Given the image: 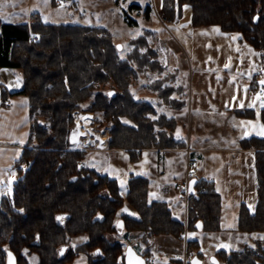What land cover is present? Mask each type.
<instances>
[{"label":"trees","instance_id":"trees-1","mask_svg":"<svg viewBox=\"0 0 264 264\" xmlns=\"http://www.w3.org/2000/svg\"><path fill=\"white\" fill-rule=\"evenodd\" d=\"M185 3L191 6L194 26L216 25L238 33L240 40L258 49L264 62V0H163L162 13L175 18ZM132 42L128 57L121 58L105 27L47 22L39 13H32L28 21L0 19V68L19 71L22 88L11 94L24 95L31 119L14 164L18 176L12 192L0 197V264H6L8 251L16 264H31L32 254L38 256L37 264H72L80 253L86 255L87 264H126L123 242L109 235L138 231L140 241L150 246L157 235L177 238L183 232V223L171 216L164 201H149L146 176H131L123 196L116 178L80 165L85 152L73 148L69 140L75 112L85 109L108 127L107 146L125 149L133 159L138 158V148L179 145L171 133L174 117L153 118L154 106L133 97L130 85L139 71L162 72L164 67L146 37ZM162 81L155 82V89ZM157 89L166 99L173 88ZM237 113L249 117L252 109ZM260 118L264 124V107ZM239 145L255 151L257 199L254 212L245 202L240 204L237 230L264 232V136L244 137ZM188 199L189 228L198 229L199 220L202 229L220 228L221 195L212 180L197 179ZM125 202L134 213H120ZM117 220H122V229ZM80 236L87 239L72 245ZM218 255L225 264H264V239L253 248ZM180 261L171 259V264Z\"/></svg>","mask_w":264,"mask_h":264},{"label":"rangeland","instance_id":"rangeland-1","mask_svg":"<svg viewBox=\"0 0 264 264\" xmlns=\"http://www.w3.org/2000/svg\"><path fill=\"white\" fill-rule=\"evenodd\" d=\"M162 2L163 0H132L131 3H129V0H0V19L15 21L18 18V22L28 21L30 19V17L27 18L28 14L31 16L32 13H39L42 20L47 22L79 23L105 27L112 33L114 43L116 45L121 44V48H118L121 58H127L129 52L135 46V43L132 42L133 39L141 36L146 37L149 46L158 52V60L164 70L162 72L139 71L138 76L132 80L130 85L131 92L135 99L148 101L154 106L156 114L151 115L153 118L163 114L167 117H174L176 124L171 133L180 142L179 145L161 149L155 147L138 148L136 149L138 158L133 159L127 150L107 146L108 127L100 125L95 119V114L85 109L77 110L75 115L77 116L82 111V113L90 114L91 122L86 131L90 133L89 136L94 139V142L87 144L88 135L84 133L79 134L77 141H71L70 135L75 125L76 116L69 134V140L73 148L85 152V157L79 161L80 165L116 178L123 196L128 190V179L131 176H145L143 174L148 171L149 167L146 161L149 160L150 153L147 149L162 150L153 152L151 162L149 161L151 176L150 178L146 176L149 179L148 199L149 201H164L171 211V216L183 223V232L177 238L172 235H157L153 238L150 246L140 241L141 232L138 231L114 233L109 235L110 239L121 240L125 249L130 245L137 254H147L145 258L149 264H171V259H179L182 264L187 261L186 264H189L190 257L195 254H200V258L204 254L205 258L201 264H214L211 259L212 256H217L216 259L218 258L219 264H225L223 258L218 254L242 251L246 246L253 248L256 246L257 241L264 237L262 231L245 232L237 230L241 201L247 204L250 212H254L257 199L256 191H245L233 196L224 188L222 189L224 193L222 195L215 185L216 191L221 195L220 228L218 230L189 228V194H186L176 185L178 180H181L179 182H185L186 179L181 174L184 167L182 158L184 154L179 151V148L183 146L184 142L182 140L189 141L188 107L182 108L188 96H183V87L179 83L187 86L190 78L196 74V72H192V67H196L199 63L200 66H206L203 75L204 80L209 85L212 83L222 85V80L224 81L225 78L223 74L225 64H230L232 70H237L240 68H238L237 62L241 61L242 66L237 73V76L240 77L239 83L236 88L233 87L234 90H231L237 92L238 96H233L230 103L234 107H241V103L243 104L242 99H244L243 95H245L249 103L254 104V107H251L252 114L247 117L248 121H251L253 125H263L259 123V119H261L259 112L263 107L261 101L256 99L257 95L254 93L251 84L244 83L242 76H240V73L247 75L246 72L251 70L254 64L256 66L259 64L257 63L258 57L253 53L257 52L258 49H255L246 40L242 41V46H246V49H242L238 41L239 34L236 32H224L216 25L208 27L194 26L191 21V6L187 3L182 5L179 16L175 18L166 17L162 13ZM147 8L148 15L145 13ZM213 29H219V31ZM32 36L35 37L33 39L37 38L35 34H32ZM233 37L237 38L233 39ZM145 49V47H141V50ZM133 65H135V62H133ZM9 70L22 82L17 69L9 68ZM263 70L264 62L260 63L258 73L260 74ZM175 71L177 72L176 76H174ZM165 77L166 79H164ZM159 79L163 81L157 88L166 85L173 88L167 94L166 99L158 94L157 88L155 89V82ZM108 87L109 85H106V88ZM180 87L182 88L181 91L179 90ZM245 89L247 91H244ZM1 101L2 99H0ZM185 112L186 116L184 117ZM24 118L18 116V124L4 126L0 116V133H5L1 136V141L4 140L5 143L16 142L21 134L20 130L25 127ZM41 119V117L37 118V120ZM246 125L245 132L241 134L243 137H250L254 134L261 136L257 134L260 131L259 128L254 129L251 125ZM156 128L159 127L156 126ZM101 131L106 133L104 144L96 138L97 133ZM229 141L233 142V138ZM215 154L209 152L208 155L211 159H214L212 156ZM199 166L197 165L196 168H199ZM238 166L235 162L231 163V169L236 170ZM196 168L192 169L191 175L196 173ZM209 168L210 166L207 169L211 171L209 173H212L213 177L220 178V175L215 174L213 168ZM219 174L223 176L220 171ZM210 179L211 177L208 180ZM10 181V177L5 179L4 191L12 187ZM224 185L225 182L223 181ZM120 213L132 214L134 208L130 203L125 202ZM86 239L84 236L77 237L72 245L82 243ZM223 245L228 247H223ZM80 254L76 256L72 264H87L86 255L84 253ZM29 261L31 264H37L38 256L36 254L30 255Z\"/></svg>","mask_w":264,"mask_h":264},{"label":"crops","instance_id":"crops-1","mask_svg":"<svg viewBox=\"0 0 264 264\" xmlns=\"http://www.w3.org/2000/svg\"><path fill=\"white\" fill-rule=\"evenodd\" d=\"M13 17L15 18L16 16ZM29 17L30 14L27 15L28 19ZM17 19L11 22H18ZM238 41L240 42V47L245 50L246 46H242L243 40H240L238 37ZM249 53H254L256 57H258L257 63L259 64L257 66L254 64V67L246 72L247 75L240 73V76H242L244 83L248 82L251 84L254 93H256V87L259 86H256V83L260 84L258 80L264 79V70L260 74L258 73L260 63L262 64L263 61L258 51ZM237 64L239 65L238 68L240 67L239 69H241V61L237 62ZM196 67H192V72H196V74L190 78V82L187 86L179 83L183 87V96H188L187 101L184 99L185 102L182 108L188 107L187 122L189 123V141L187 142L186 140H182L185 145L182 148H179V151L184 154L182 155L184 160V167L181 173L182 177L184 179L186 178L185 181L192 176H195L197 179L203 178L206 180L211 177L210 180L213 182L215 181L214 184L216 185L217 190L222 193V195L224 194L222 191L224 188L225 190H228V193L233 196L245 191L251 192L255 190V151L252 148H242L239 145L240 139L244 138L241 134L245 132V128L247 126L241 122H247L248 119L245 116L238 115L237 111L249 110L252 108L248 107L250 104L249 100L245 98V95L243 94V107H234L230 103V100L233 96H238L237 92H232L231 90H234L233 87L236 88L239 83L240 77L237 76L239 69L232 70V67L224 68L223 74L225 75V78L224 81L222 80V85H217L216 83L209 85V83L204 80L203 75V71L206 66H200L198 63ZM0 84V99H2L0 102V116L2 117V124L4 126L16 125L19 123L18 116L25 117V127L20 130L21 134L18 136L19 139H17L16 142L5 143L4 140L1 141V136L5 133H0L1 197L3 194H11L12 192V187L4 191L3 187H5V179L10 177V182L13 186V182L18 176L17 171L14 168V164L16 159L19 157L26 141L29 132L28 128L30 125V117L28 104L24 95L19 93L11 94L12 92L19 91L22 88V82L17 78V76L12 74L9 68H0ZM256 95L258 96L257 93ZM261 97L264 98V96ZM185 116L186 112L184 113V117ZM259 123L263 124L261 119H259ZM250 136L256 135L254 134ZM231 138H233V142L229 141ZM21 141H23V143H21ZM147 151L150 153V158L148 161H146L149 168L148 171H146L143 175L150 178L151 167L149 161L151 162L153 152H160L162 150L147 149ZM209 152L214 154L217 152L218 154L212 156L214 159H211L208 155ZM139 155L141 154L139 153ZM190 162H192L194 165L189 166ZM232 162H235L239 165L236 170L231 169ZM197 165H200L199 168H196ZM208 166L213 168L215 174L220 175V178L213 177L212 173H209L211 171H208L207 169ZM193 168H196V173L191 175ZM219 171L223 174V176L219 174ZM179 181L181 180H178L176 185ZM223 181L225 182L224 186Z\"/></svg>","mask_w":264,"mask_h":264},{"label":"water","instance_id":"water-1","mask_svg":"<svg viewBox=\"0 0 264 264\" xmlns=\"http://www.w3.org/2000/svg\"><path fill=\"white\" fill-rule=\"evenodd\" d=\"M257 19H258V15H255L254 20L257 21ZM117 46H118V48H121V44H118ZM260 81H264V79H259L258 82L260 83ZM110 93H111V96H113L115 94V91L111 90ZM196 182H197V178L196 177H192V178L189 179V182H188V192H189V194H194L195 193V184H196ZM198 225H199V227H198ZM117 226L119 228H121V229L123 228L122 220H119L117 222ZM196 227L198 229H202L203 228L202 221H200V220L197 221L196 222ZM125 254H126L125 261H126L127 264H147L145 258L142 257L141 255L137 254L133 250V248L131 246H128L126 248ZM211 259L216 264H218L219 261L216 259L215 256H212ZM6 264H16V257L11 251H8ZM191 264H200V259L198 257H193L192 261H191Z\"/></svg>","mask_w":264,"mask_h":264},{"label":"bare ground","instance_id":"bare-ground-1","mask_svg":"<svg viewBox=\"0 0 264 264\" xmlns=\"http://www.w3.org/2000/svg\"><path fill=\"white\" fill-rule=\"evenodd\" d=\"M82 112L78 113L77 116L75 115L76 116L75 125H74L73 131L70 135V139H71V141H77L79 134L84 133V134L88 135L87 139H86V143L88 144L89 142H94V139L89 136L90 133H88L86 131L88 126L90 125L91 116L88 113H82ZM91 135H92V133H91ZM96 138H98L100 140V142L102 144H104L105 140H106L105 131H101V132L97 133Z\"/></svg>","mask_w":264,"mask_h":264},{"label":"snow or ice","instance_id":"snow-or-ice-1","mask_svg":"<svg viewBox=\"0 0 264 264\" xmlns=\"http://www.w3.org/2000/svg\"><path fill=\"white\" fill-rule=\"evenodd\" d=\"M132 0H129V3H131ZM214 31H219V29H213ZM237 37H233V39H236ZM259 55V54H257ZM230 67V64H225V68H228ZM260 84L261 85H264V81H260ZM245 91H247V89H245ZM262 91H264V89H262ZM109 95H111V93H109ZM257 100H260L261 101V105L264 106V99H262L259 95L256 97ZM241 107H243L244 105L241 103L240 105ZM248 107H254V104H249ZM242 124H248V125H251L254 129L256 128H259L260 131L257 133L259 135H264V125H259V124H256V125H253L251 121H247V122H241ZM247 134V133H246ZM21 143H23V141H21ZM59 219V218H58ZM199 227V225H198ZM261 239H264V237H261ZM223 247H228L227 245H223ZM215 264V262H214Z\"/></svg>","mask_w":264,"mask_h":264},{"label":"built area","instance_id":"built-area-1","mask_svg":"<svg viewBox=\"0 0 264 264\" xmlns=\"http://www.w3.org/2000/svg\"><path fill=\"white\" fill-rule=\"evenodd\" d=\"M32 38H35V37L32 36ZM262 89H264V85H261V84L256 88V93L260 96H264V91H262ZM193 165L194 164L192 162L189 163V166H193ZM188 180L189 179H187L185 182L177 183L178 188L186 192V194H189L188 193Z\"/></svg>","mask_w":264,"mask_h":264},{"label":"flooded vegetation","instance_id":"flooded-vegetation-1","mask_svg":"<svg viewBox=\"0 0 264 264\" xmlns=\"http://www.w3.org/2000/svg\"><path fill=\"white\" fill-rule=\"evenodd\" d=\"M130 246V245H129ZM128 247V246H127ZM126 250V249H125ZM140 255V254H139ZM141 256L142 257H146V256H144L143 254H141ZM193 257H198L196 254L195 255H193L192 257H190V259H189V264H191V261H192V258ZM125 258H126V254H124V262L126 263V261H125ZM199 259H200V264L203 262V260H204V254H202V258H200V257H198ZM218 259V258H217ZM145 260H146V258H145ZM219 261V260H218ZM147 262V261H146ZM186 262L187 261H185V264H186ZM188 263V262H187ZM127 264V263H126ZM147 264H149L148 262H147ZM174 264H182V262L180 261V262H174ZM218 264H219V262H218Z\"/></svg>","mask_w":264,"mask_h":264}]
</instances>
